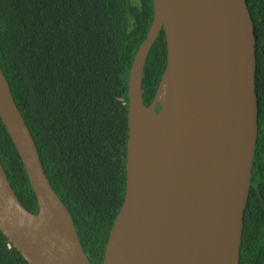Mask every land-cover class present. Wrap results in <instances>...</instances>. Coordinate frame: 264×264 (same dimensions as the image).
<instances>
[{
	"label": "water",
	"instance_id": "water-1",
	"mask_svg": "<svg viewBox=\"0 0 264 264\" xmlns=\"http://www.w3.org/2000/svg\"><path fill=\"white\" fill-rule=\"evenodd\" d=\"M163 28L167 67L147 106L144 71ZM256 42L248 0H154L129 79L126 197L103 264H240L259 137ZM0 117L39 206L23 205L0 155V229L30 264H92L1 65Z\"/></svg>",
	"mask_w": 264,
	"mask_h": 264
},
{
	"label": "trees",
	"instance_id": "trees-1",
	"mask_svg": "<svg viewBox=\"0 0 264 264\" xmlns=\"http://www.w3.org/2000/svg\"><path fill=\"white\" fill-rule=\"evenodd\" d=\"M248 4L257 39L259 137L240 264H264V0ZM153 20L154 0H0V65L92 264L104 263L125 201L129 79ZM167 61L163 28L144 71L147 106ZM0 155L20 201L38 213L1 117ZM0 264H30L1 229Z\"/></svg>",
	"mask_w": 264,
	"mask_h": 264
},
{
	"label": "flooded vegetation",
	"instance_id": "flooded-vegetation-1",
	"mask_svg": "<svg viewBox=\"0 0 264 264\" xmlns=\"http://www.w3.org/2000/svg\"><path fill=\"white\" fill-rule=\"evenodd\" d=\"M159 108V107H158ZM160 110V109H159Z\"/></svg>",
	"mask_w": 264,
	"mask_h": 264
}]
</instances>
